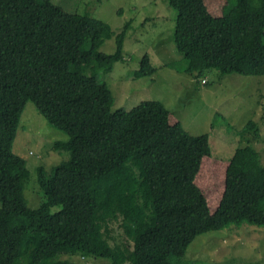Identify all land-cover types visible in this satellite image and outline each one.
<instances>
[{
  "label": "trees",
  "instance_id": "1",
  "mask_svg": "<svg viewBox=\"0 0 264 264\" xmlns=\"http://www.w3.org/2000/svg\"><path fill=\"white\" fill-rule=\"evenodd\" d=\"M165 1L176 12L173 37L181 54L165 66L198 85L213 70L264 76V0H237L221 16L203 0ZM54 7L53 0H0V264L77 263L66 255L110 264H191L187 252L199 235L244 219L264 225V163L251 143L260 124L250 119L240 130L210 213L194 183L202 159L212 154L210 135L171 124L160 100L112 109L114 94L99 72H111L124 58L131 20L107 54L100 47L113 31L103 20L91 23L83 43L43 31ZM157 69L146 53L132 76ZM29 101L72 145L70 162L50 176L39 167L45 200L38 207L24 194L26 159L13 151Z\"/></svg>",
  "mask_w": 264,
  "mask_h": 264
},
{
  "label": "rangeland",
  "instance_id": "2",
  "mask_svg": "<svg viewBox=\"0 0 264 264\" xmlns=\"http://www.w3.org/2000/svg\"><path fill=\"white\" fill-rule=\"evenodd\" d=\"M53 2L55 7L41 26L43 31L83 43L91 23L103 20L113 31L100 47L107 54L116 51V36L131 20L124 40V58L114 64L111 72H99L101 81H106L114 94L112 109H131L142 100H160L170 111L171 124L180 122L193 135H210L212 154L202 159L194 181L210 213L216 210L224 191L226 168L240 144V130L250 119L260 124V136L251 143L264 163V76H220L213 70L207 75L208 83L198 85L188 73L165 66L181 57L173 37L176 12L165 0ZM203 2L213 15L221 16L237 0ZM146 53L151 54L158 69L152 76L136 79L132 72L139 69ZM68 141L65 132L50 125L32 101L27 102L13 151L26 159L30 172L24 192L30 207H38L45 200L38 183L39 167L50 176L55 168L70 162L72 145ZM64 144L70 150H64ZM58 208L53 207L52 211ZM187 254L191 264H264V225L245 219L229 223L221 230L199 235ZM64 258H71L76 264H110L104 258Z\"/></svg>",
  "mask_w": 264,
  "mask_h": 264
}]
</instances>
